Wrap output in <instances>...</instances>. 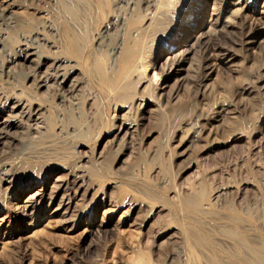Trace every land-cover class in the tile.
Masks as SVG:
<instances>
[{
    "label": "rangeland",
    "instance_id": "1",
    "mask_svg": "<svg viewBox=\"0 0 264 264\" xmlns=\"http://www.w3.org/2000/svg\"><path fill=\"white\" fill-rule=\"evenodd\" d=\"M147 1L0 0V264H264V0Z\"/></svg>",
    "mask_w": 264,
    "mask_h": 264
},
{
    "label": "bare ground",
    "instance_id": "2",
    "mask_svg": "<svg viewBox=\"0 0 264 264\" xmlns=\"http://www.w3.org/2000/svg\"><path fill=\"white\" fill-rule=\"evenodd\" d=\"M152 1V0H151ZM150 3V0L149 1H147V4H149ZM145 5H146V3H145ZM151 6V5H150ZM10 12V11H9ZM9 14V13H8ZM114 15V14H113ZM114 19H116V18H114ZM110 24V23H109ZM119 25H121V23L119 24ZM108 28H110V27H108ZM118 28V27H117ZM72 29V28H71ZM69 30V29H68ZM106 30V29H105ZM69 33V32H68ZM108 33H109V31H108ZM105 34H106V31H105ZM191 35H193V36H190L191 38H188L189 40H188V42H190L189 43V49L186 51L187 53H189V54H191V53H193L194 52V49L195 48H197V47H201V48H203L204 47V45L206 44V42H204L203 40H202V38L204 37L202 34L200 35V36H196V38H194V40H193V37H194V34L193 33H190ZM68 35V34H67ZM76 35V34H75ZM104 36V35H103ZM102 36V37H103ZM215 35H213V34H211L208 38L211 40V42L212 43H217V41H218V39L216 38V37H214ZM71 37V36H70ZM41 38V37H40ZM104 40V39H103ZM43 41V40H42ZM73 41H74V43H73V45H74V47H72V48H74L75 49V47H76V49H77V47H80L79 46V42H76L75 41V37H74V39H73ZM101 42V41H100ZM210 42V43H211ZM103 43H104V41H103ZM208 43L209 42H207V45H208ZM72 44V43H71ZM218 44V43H217ZM99 46H101V44H99ZM68 47V46H67ZM105 48V47H104ZM69 49V48H68ZM133 49V48H132ZM71 50V49H70ZM73 50V49H72ZM148 50V49H147ZM193 50V51H192ZM119 51V50H118ZM70 52V51H69ZM72 52V51H71ZM74 53V52H73ZM125 53V52H124ZM140 53V52H139ZM30 55V54H29ZM76 55V54H75ZM143 55H144V53H143ZM152 56V55H151ZM141 57V56H140ZM135 58H136V54H135V52L134 51H132L131 52V55L128 57V58H125V60H124V62H123V66L121 67L122 69V72H121V74H120V76L119 77H124L126 74L127 75H129L133 70H134V68H135V63H134V61L133 60H135ZM142 58V57H141ZM177 62V61H176ZM179 62V61H178ZM177 62V63H178ZM30 63V62H29ZM134 64V65H133ZM141 66V65H140ZM96 67V66H95ZM93 70V69H92ZM90 71V70H89ZM94 71V70H93ZM92 71V72H93ZM97 71H98V75L99 74H101L103 71L100 69V67H97ZM135 71V70H134ZM200 71H201V68L199 67L198 68V77L200 78ZM136 73V72H135ZM145 74V73H144ZM143 74V75H144ZM95 76V75H94ZM101 76H103L102 74H101ZM133 76V75H132ZM113 78V77H112ZM110 79V78H109ZM198 79V78H197ZM197 79H195V81H194V85H195V89L197 90V87H198V84L196 83V81H197ZM109 81H111V80H108L107 82H109ZM79 82V81H78ZM58 84V83H57ZM77 85V84H76ZM113 86V85H112ZM78 87H80V86H78ZM118 90V89H117ZM126 94V93H125ZM129 95V94H128ZM124 97V96H123ZM184 107V106H183ZM181 107H179V109H180ZM35 111V110H34ZM181 114H182V112H181ZM12 124L10 125V123L8 122V121H4V122H1L0 123V146H5L6 145V141H7V139H9V138H11V131H12ZM15 126H17V125H15ZM18 128V127H17ZM20 128V127H19ZM16 130V129H15ZM14 130V131H15ZM18 131V130H17ZM19 133V132H18ZM196 133V132H195ZM17 135V134H16ZM13 136V135H12ZM15 136V135H14ZM194 138V137H193ZM7 144H9V143H7ZM9 147V146H8ZM6 148V147H5ZM202 189H204V188H202ZM202 191V190H201ZM200 191V192H201ZM199 192V193H200ZM204 192V191H203ZM201 194V193H200ZM199 196V195H198ZM200 197H201V195H200ZM201 199V198H200ZM204 200V199H203ZM188 201V200H187ZM189 203V202H188ZM195 203V202H194ZM194 203L192 204V205H194ZM197 203V202H196ZM138 259V258H137ZM147 260V259H146ZM143 261V258H142V256L140 257V259H139V261L137 262V263H135V262H133L134 264H139V262H142ZM148 261V260H147ZM150 261H148L147 262V264H151V262L149 263Z\"/></svg>",
    "mask_w": 264,
    "mask_h": 264
}]
</instances>
